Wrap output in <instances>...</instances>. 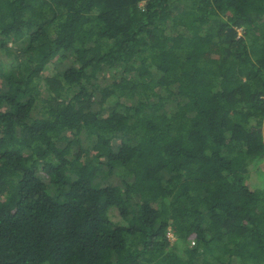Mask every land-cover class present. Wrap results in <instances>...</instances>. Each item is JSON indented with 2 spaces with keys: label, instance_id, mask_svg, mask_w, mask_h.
I'll return each mask as SVG.
<instances>
[{
  "label": "trees",
  "instance_id": "obj_1",
  "mask_svg": "<svg viewBox=\"0 0 264 264\" xmlns=\"http://www.w3.org/2000/svg\"><path fill=\"white\" fill-rule=\"evenodd\" d=\"M0 264H264V0H0Z\"/></svg>",
  "mask_w": 264,
  "mask_h": 264
},
{
  "label": "rangeland",
  "instance_id": "obj_2",
  "mask_svg": "<svg viewBox=\"0 0 264 264\" xmlns=\"http://www.w3.org/2000/svg\"><path fill=\"white\" fill-rule=\"evenodd\" d=\"M52 71V66L47 67L45 70V74H50ZM252 173H255V171H252ZM117 216L116 212H114V217Z\"/></svg>",
  "mask_w": 264,
  "mask_h": 264
}]
</instances>
